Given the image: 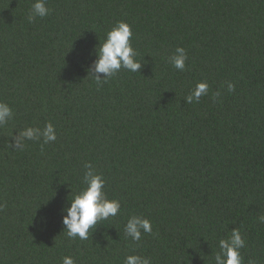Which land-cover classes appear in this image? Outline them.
Listing matches in <instances>:
<instances>
[{"label":"trees","instance_id":"trees-1","mask_svg":"<svg viewBox=\"0 0 264 264\" xmlns=\"http://www.w3.org/2000/svg\"><path fill=\"white\" fill-rule=\"evenodd\" d=\"M33 2L0 0V102L13 110L0 126V264H215L233 228L242 264H264V0H46L29 22ZM119 21L141 68L97 84L95 48ZM178 46L183 71L169 63ZM199 81L209 93L186 103ZM47 122L55 141L11 146ZM85 163L120 210L69 239L62 209ZM133 215L152 223L140 241L124 231Z\"/></svg>","mask_w":264,"mask_h":264},{"label":"clouds","instance_id":"clouds-1","mask_svg":"<svg viewBox=\"0 0 264 264\" xmlns=\"http://www.w3.org/2000/svg\"><path fill=\"white\" fill-rule=\"evenodd\" d=\"M50 11L46 6V0H34L27 20L32 22L37 17H46ZM131 37L130 25L124 21H119L107 32L106 39L99 49L95 48L96 59L89 68V74L97 84L106 82L122 68L130 72H139L141 62L136 59L137 53L131 46ZM187 58L186 50L178 46L173 55L169 57V63L176 70L183 71ZM234 87L232 82H227L228 91H233ZM208 93V83L199 81L184 99L186 103H198L201 96ZM12 116V108L8 104L0 102V126L6 124ZM56 139L57 135L53 124L47 122L43 128L28 126L19 130L13 137L11 146L23 150L26 140H42L43 144H47ZM84 167L86 169L82 181L84 187L62 209L63 229H66V236L69 239H88L90 231L92 232L100 224V221L115 217L120 210L118 200L107 198L102 175L96 173L90 163H85ZM258 220L264 223V215L259 216ZM124 231L133 241H140L142 234L152 233V223L147 218L133 215L128 218ZM244 246L245 240L242 238L240 230L233 228L227 239L219 240V251L213 258L215 264H242L240 249ZM62 264H75V261L71 256H64ZM124 264H151V258L137 254L127 255Z\"/></svg>","mask_w":264,"mask_h":264}]
</instances>
